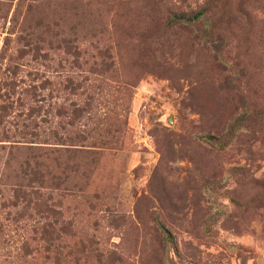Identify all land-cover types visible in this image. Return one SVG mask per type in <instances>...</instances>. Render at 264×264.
<instances>
[{"label":"rangeland","instance_id":"obj_1","mask_svg":"<svg viewBox=\"0 0 264 264\" xmlns=\"http://www.w3.org/2000/svg\"><path fill=\"white\" fill-rule=\"evenodd\" d=\"M77 20L89 54L111 38L115 74L62 60ZM78 74L96 108L73 131L96 145L71 183L30 181ZM43 200L63 240L101 242L78 264H264V0H0V264L43 237Z\"/></svg>","mask_w":264,"mask_h":264},{"label":"trees","instance_id":"obj_2","mask_svg":"<svg viewBox=\"0 0 264 264\" xmlns=\"http://www.w3.org/2000/svg\"><path fill=\"white\" fill-rule=\"evenodd\" d=\"M201 14L200 11L190 18L185 14L175 12L172 16L176 21H193ZM106 21L100 18L97 20L96 25H108L110 20L106 19ZM111 21L113 22V19ZM81 24L77 20L76 25L73 27L72 39L69 40L65 36H60L59 50L65 55L62 60H70L73 67L80 72L109 76L115 74L116 63L111 53L112 48L106 44L111 41V38H106V31L105 33L103 31L93 32L91 37L94 38V41L91 44L98 45L97 53L95 56L89 54L87 47L83 46L85 42L77 37ZM91 60H94V62L91 63ZM78 76L82 79L76 81V83L74 79H70L65 87L67 93L76 97V100H73L69 105V110L60 109L61 115L65 117V123L59 122L62 125L59 124L58 129L43 132L44 138L41 143L45 145L38 147V153L34 155L36 159L34 160V166H31V156L26 161L27 168L30 171L29 174L34 176V178H30V181L36 179L35 177L38 174L40 175L39 181H44L46 178L52 181V185L56 189L63 187L64 184L71 183L70 180L73 179L74 175L80 172L84 164L83 160L91 153L88 148L96 145L95 142L90 144L86 142V136L81 134V131L85 130L73 131L76 126L77 128L85 127V118L89 119V114L93 113L96 108V105H93L94 97L89 93L90 79L82 76V74H78ZM27 150L30 151L31 148H27ZM41 207H43L44 213L54 218L51 223H46L39 231L33 229L34 232L37 231L43 234V237H31L3 243L8 249H11V257L16 264L21 261L22 264H60L68 258L75 260V264H78V261L86 260L90 256L94 257L95 260L98 259L99 262L102 260L104 251L101 248L100 241L95 239L83 241L82 239L73 243L72 240H63L60 234L70 233L72 230L71 222L64 220L62 208L59 207L54 210L45 200L41 203ZM160 230L163 234L166 233L164 225H161ZM54 235L57 236L54 237ZM168 240L165 239L162 243L164 250L168 246ZM11 263L13 264V262ZM106 263L112 264L111 259Z\"/></svg>","mask_w":264,"mask_h":264}]
</instances>
